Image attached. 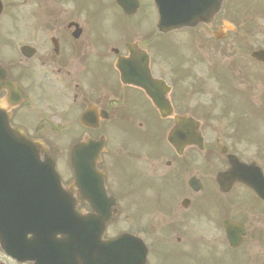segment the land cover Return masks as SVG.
<instances>
[{"label":"flooded vegetation","instance_id":"flooded-vegetation-1","mask_svg":"<svg viewBox=\"0 0 264 264\" xmlns=\"http://www.w3.org/2000/svg\"><path fill=\"white\" fill-rule=\"evenodd\" d=\"M171 1L0 0V107L43 145L65 180L73 178L71 158L81 145L78 156L102 173L105 193L117 206L103 240L123 232L136 237L146 250L142 264H263L247 247L259 244L256 236L234 250L222 223L214 236H197V215L214 191L213 149L203 143L206 155L197 156L192 70L197 52L201 61L213 51L222 54L230 38L243 60L264 52V0H223L213 16H200L208 0H177L189 1L195 11L189 18L201 22L166 33L165 23L158 26ZM251 61L264 84V54ZM189 81L191 87L178 92ZM146 90L159 103L167 95L169 107L158 112ZM175 117L190 120L170 143ZM204 124L201 119L200 130ZM121 134L131 141H116ZM253 199L259 218L264 202ZM77 210L84 214L89 207L80 203ZM20 260L0 247V264L41 262Z\"/></svg>","mask_w":264,"mask_h":264},{"label":"water","instance_id":"water-1","mask_svg":"<svg viewBox=\"0 0 264 264\" xmlns=\"http://www.w3.org/2000/svg\"><path fill=\"white\" fill-rule=\"evenodd\" d=\"M37 157L32 143L23 136L10 135L0 118V236L5 242V253L11 257L17 255L16 249L20 250V223L27 222L34 213L40 214L37 206L60 205L53 200L59 196L53 165L47 160L42 163ZM64 214L68 222L79 221L77 217L70 218L71 211ZM54 215L55 208L52 219ZM236 231L242 233L240 227Z\"/></svg>","mask_w":264,"mask_h":264},{"label":"rangeland","instance_id":"rangeland-1","mask_svg":"<svg viewBox=\"0 0 264 264\" xmlns=\"http://www.w3.org/2000/svg\"><path fill=\"white\" fill-rule=\"evenodd\" d=\"M260 43H261V44H264V37H261V39H260ZM254 91H255V92H254L255 94L258 93V90H255V89H254ZM196 103H203V104H204V101H203L202 99H197V100H196ZM245 119L247 120L246 123H247L248 125H250V126L256 128V129H258V128H259V125H260L261 123H263V119L260 118L259 116H255V115H249V116H246ZM263 132H264V129H263L262 133H263ZM207 137H208V140H209V143H208V144H210V142L214 141L215 138L218 137V136L215 135V134L212 133V132H207ZM253 138H254V137H253ZM121 140L124 141V142H127V143L130 141L129 138H128V139H126V138L123 139V136L121 137ZM251 140L254 141V139H252V138H251ZM253 141H252V146H251V144L247 145V144H243V143H242L241 145H242L243 147L238 148V149L235 150V151H236L237 153H239L240 156H241L243 159H245V160L250 161V160H253V158H254V153H255V151H256V147H257V146H256V144L253 143ZM217 167H218V165H216V168H217ZM238 192H239L238 189L234 191L235 194H237ZM238 197H242V198H246V199H252V197H251L249 194L245 193V192H241V194H240ZM211 200H216L215 195H212ZM209 202H210V201H209ZM230 214H234V215H236L237 212H236V211H233V212L230 213ZM241 219H243V220L245 221V224L249 227L250 231H254V230L257 229V228H261V229H263V227H264L263 224H262L263 221H260V222H259V221L255 220V217L253 216V214H251V211H249V212L246 214V216H244V218L241 217ZM263 247H264L263 243L260 244L259 252H260V251H263ZM256 250H257V249H256ZM250 252H253V250H250Z\"/></svg>","mask_w":264,"mask_h":264}]
</instances>
